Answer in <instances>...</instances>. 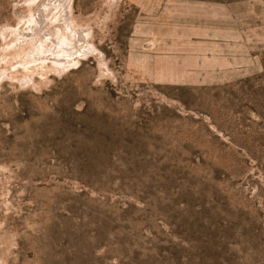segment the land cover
I'll return each instance as SVG.
<instances>
[{"label":"rangeland","instance_id":"rangeland-1","mask_svg":"<svg viewBox=\"0 0 264 264\" xmlns=\"http://www.w3.org/2000/svg\"><path fill=\"white\" fill-rule=\"evenodd\" d=\"M53 1L0 0V264H264V0Z\"/></svg>","mask_w":264,"mask_h":264},{"label":"bare ground","instance_id":"bare-ground-1","mask_svg":"<svg viewBox=\"0 0 264 264\" xmlns=\"http://www.w3.org/2000/svg\"><path fill=\"white\" fill-rule=\"evenodd\" d=\"M51 1V2H50ZM53 2H56V1H53V0H48V4H52ZM66 3V2H65ZM53 4H55V3H53ZM63 5V4H62ZM68 5V4H67ZM64 6V5H63ZM45 8V7H44ZM64 9H67L66 10V12H65V17H67L68 16V13H69V11H70V7L69 8H64ZM42 11H44V13H46L45 12V9L44 10H42ZM44 16V15H43ZM41 17H42V14L41 13H38V16H34V18H32V20H35V21H33V23L34 24H32V25H29L28 24V31L32 34V33H36V29H38L39 28V26L41 25L40 24V21H41ZM69 18V17H68ZM73 18V17H72ZM70 19V18H69ZM43 20H45V19H43ZM68 20V19H67ZM45 22V21H44ZM65 24L67 25V23H66V21H65ZM44 29V28H43ZM48 31V30H47ZM68 31H70L71 33H73L74 35H77L78 33L75 31V30H72L71 29V27L69 26V25H67V28L65 29V28H62L61 26L60 27H57L56 29H53V32H54V37H53V39H52V45H54V44H64L66 47H69V45L71 44V42L69 41V39H68ZM83 32L86 34V35H88V32H87V30L85 31V30H83ZM39 33V32H38ZM42 33H43V31H42ZM50 34H51V32H50ZM50 34H48V35H50ZM36 35V34H35ZM47 35V36H48ZM79 35V34H78ZM38 36V35H37ZM44 36V35H43ZM46 36V35H45ZM45 43H46V41H45ZM47 46V45H46ZM34 47V46H33ZM64 47V46H63ZM50 48H51V45H48L44 50H42V52H46V51H48V50H50ZM43 62H42V65L43 64H45L46 62H48V61H51L50 59H44V60H42ZM51 63H53V62H51ZM56 65V64H55Z\"/></svg>","mask_w":264,"mask_h":264}]
</instances>
